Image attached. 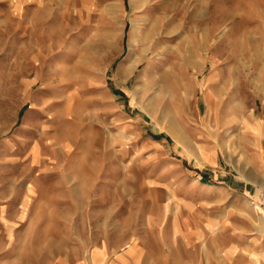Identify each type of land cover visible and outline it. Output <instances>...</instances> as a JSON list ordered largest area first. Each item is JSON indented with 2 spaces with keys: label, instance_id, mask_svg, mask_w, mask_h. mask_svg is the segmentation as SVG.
Listing matches in <instances>:
<instances>
[{
  "label": "rangeland",
  "instance_id": "rangeland-1",
  "mask_svg": "<svg viewBox=\"0 0 264 264\" xmlns=\"http://www.w3.org/2000/svg\"><path fill=\"white\" fill-rule=\"evenodd\" d=\"M258 178L264 0H0V264H264Z\"/></svg>",
  "mask_w": 264,
  "mask_h": 264
},
{
  "label": "bare ground",
  "instance_id": "bare-ground-1",
  "mask_svg": "<svg viewBox=\"0 0 264 264\" xmlns=\"http://www.w3.org/2000/svg\"><path fill=\"white\" fill-rule=\"evenodd\" d=\"M157 7L162 13L166 14V18L168 16V14H170L172 12V9L170 8V6L164 1L160 2L159 4H157ZM111 10H113V12H114V9L111 8ZM172 20H173V15L170 17V19H168L167 22H172ZM116 34L119 35L120 33H116ZM139 39L136 38L134 40V43H133V45H132V47L130 49V53H132V55H131V57L129 56L130 59L128 60V63L126 65H124V66H121L119 71H118V74H120L121 76L130 74L137 67L138 63L142 60V57L138 53V48H139L140 45H138L137 43L139 42ZM254 210L261 217V219H264V214H262L264 212L263 209H261L258 205H255L254 206Z\"/></svg>",
  "mask_w": 264,
  "mask_h": 264
},
{
  "label": "crops",
  "instance_id": "crops-1",
  "mask_svg": "<svg viewBox=\"0 0 264 264\" xmlns=\"http://www.w3.org/2000/svg\"><path fill=\"white\" fill-rule=\"evenodd\" d=\"M247 117L248 116H246V120H248ZM248 121H250V120H248ZM246 133H249L252 137L255 138V135L252 134L249 131L247 125H246ZM261 181H264V178H263V180H260L258 178L257 181H256V183L247 181L246 186H248L250 184L252 186L255 185L257 187V186L262 185V182ZM93 264H101V259L99 261H97V263H93ZM107 264H142V263H140L139 258L137 257L136 253H134V251L132 250V248H130V251L122 253L117 258H114L112 260H108V263Z\"/></svg>",
  "mask_w": 264,
  "mask_h": 264
},
{
  "label": "built area",
  "instance_id": "built-area-1",
  "mask_svg": "<svg viewBox=\"0 0 264 264\" xmlns=\"http://www.w3.org/2000/svg\"><path fill=\"white\" fill-rule=\"evenodd\" d=\"M259 206L263 209L264 211V189H262L259 193V199H258Z\"/></svg>",
  "mask_w": 264,
  "mask_h": 264
}]
</instances>
